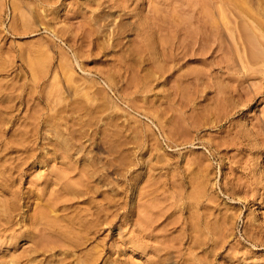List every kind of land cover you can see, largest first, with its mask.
<instances>
[{"label": "rangeland", "instance_id": "obj_1", "mask_svg": "<svg viewBox=\"0 0 264 264\" xmlns=\"http://www.w3.org/2000/svg\"><path fill=\"white\" fill-rule=\"evenodd\" d=\"M0 264H264V0H0Z\"/></svg>", "mask_w": 264, "mask_h": 264}, {"label": "bare ground", "instance_id": "obj_2", "mask_svg": "<svg viewBox=\"0 0 264 264\" xmlns=\"http://www.w3.org/2000/svg\"><path fill=\"white\" fill-rule=\"evenodd\" d=\"M77 189H79V188H77ZM77 189H76V190H77ZM78 192H80V190H79ZM78 192H77V193H78ZM72 193L74 194L75 191H72ZM75 194H76V193H75ZM100 214H101V213H100ZM100 217H101V216H100ZM96 218L98 219V217H96ZM70 225H71V224H69V226H70ZM72 226H73V225H72ZM83 229H84L83 226H81V227H80V230L82 231ZM59 233H60V232H59ZM61 233H62V232H61ZM61 233H60V234H61ZM64 233H65V232H63V235H64ZM61 235H62V234H61ZM63 237H64V236H63ZM66 238H68V235H67V234H66V236H65V239H66ZM70 238H71V237H70ZM63 239H64V238H63ZM68 240H70V239H67L66 241H68ZM63 241H64V240H63ZM65 243L67 244L68 242H65ZM70 243H72V242H70Z\"/></svg>", "mask_w": 264, "mask_h": 264}]
</instances>
